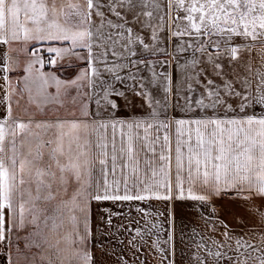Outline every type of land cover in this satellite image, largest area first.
<instances>
[{"label": "snow or ice", "instance_id": "snow-or-ice-1", "mask_svg": "<svg viewBox=\"0 0 264 264\" xmlns=\"http://www.w3.org/2000/svg\"><path fill=\"white\" fill-rule=\"evenodd\" d=\"M257 48L264 0H0V264H128L153 236L176 264L178 218L216 199L242 231L217 216L197 264H264ZM154 203L121 239L117 218Z\"/></svg>", "mask_w": 264, "mask_h": 264}, {"label": "rangeland", "instance_id": "rangeland-1", "mask_svg": "<svg viewBox=\"0 0 264 264\" xmlns=\"http://www.w3.org/2000/svg\"><path fill=\"white\" fill-rule=\"evenodd\" d=\"M264 57V49L257 48L252 55L253 65H259L261 58ZM65 75V74H63ZM254 207L252 209V216L248 223L250 226H256L257 230L261 229L264 225V201L259 199L251 202ZM165 205L154 203L151 209H148V216L141 215L136 211H132L130 214L123 218H117L115 223L123 225L128 231H123L121 239L130 240L132 235H135L136 229L147 230L152 227V222L156 216L165 210ZM127 212V209H125ZM213 211L215 214H213ZM237 216L243 214L242 209H238L235 205L227 199H216L204 206L197 204L195 209H185L183 215V222L176 224L175 243H176V264H197L196 256H204L202 248L198 247L201 244H207L212 246V241L216 240L222 242L224 237L222 236L223 229L219 227V222L216 217L219 216L222 221H226L231 229L236 232L242 231V229L233 220V214ZM163 223L164 228H169L168 220L164 216L159 217ZM215 228V231L213 230ZM161 247H170V245L163 244L166 236L163 231L159 232ZM147 243L143 244L144 251L140 254V259L137 260L134 255V251L125 248L124 255L127 258L128 264H161V258L158 251H156L151 245L152 241L156 239L155 236L146 238ZM140 243V241H137ZM233 246H235V237L233 238ZM124 247V246H120ZM119 254V248L117 249ZM108 264H117L115 259L109 258ZM208 264H213L211 258H209Z\"/></svg>", "mask_w": 264, "mask_h": 264}, {"label": "crops", "instance_id": "crops-1", "mask_svg": "<svg viewBox=\"0 0 264 264\" xmlns=\"http://www.w3.org/2000/svg\"><path fill=\"white\" fill-rule=\"evenodd\" d=\"M72 71H73V69L68 68L67 65L65 64L64 67H61L59 69L58 75H60L63 78V77L68 76L69 73H71ZM63 74H65V75H63ZM13 82H15V76L13 77ZM0 83H2V82H0Z\"/></svg>", "mask_w": 264, "mask_h": 264}]
</instances>
